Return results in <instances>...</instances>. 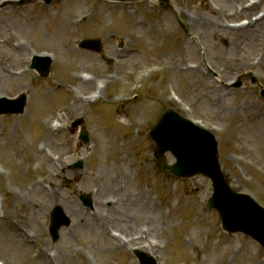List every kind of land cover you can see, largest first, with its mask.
<instances>
[{"label": "rangeland", "instance_id": "374dc122", "mask_svg": "<svg viewBox=\"0 0 264 264\" xmlns=\"http://www.w3.org/2000/svg\"><path fill=\"white\" fill-rule=\"evenodd\" d=\"M84 37L101 38V52L78 48ZM43 52L52 58L44 77L28 67L31 55ZM189 66L196 71L185 72ZM83 71L105 82L99 98L84 104L76 99L93 88L73 76ZM245 72L254 75L228 86ZM260 89L264 0L4 6L0 96L23 93L25 106L0 114V262L138 264L137 248L157 256L158 264H264V250L253 239L226 233L216 211L205 207L209 180L163 175L148 136L168 107L199 122L216 135L234 189L264 206ZM41 114L49 115L47 122ZM53 118L57 129L43 143L52 157L47 162L35 146ZM81 127L88 143L78 139ZM76 160L82 165L71 167ZM88 192L92 210L78 200ZM54 205L70 224L52 241L47 229Z\"/></svg>", "mask_w": 264, "mask_h": 264}, {"label": "water", "instance_id": "95a60500", "mask_svg": "<svg viewBox=\"0 0 264 264\" xmlns=\"http://www.w3.org/2000/svg\"><path fill=\"white\" fill-rule=\"evenodd\" d=\"M49 2L50 0H45ZM80 46L100 51L99 39L88 38ZM49 57L34 56L32 67L42 75L49 70ZM240 81L234 83L239 86ZM264 96V91H261ZM24 104V95L16 100L0 102V112H20ZM154 142V158L161 164L162 172L178 177L204 175L211 180L212 194L207 200V207L214 208L221 220L223 229L229 233L242 231L250 235L264 248V208L249 195L234 191L225 179L217 155V141L214 135L192 121L182 117L172 109H166L156 125L149 131ZM80 138L86 140L82 132ZM169 151L175 161L168 163L165 153ZM50 231L54 238L61 225H67L69 219L60 206H55L52 213ZM140 264H156L155 259L142 252H137Z\"/></svg>", "mask_w": 264, "mask_h": 264}, {"label": "bare ground", "instance_id": "6f19581e", "mask_svg": "<svg viewBox=\"0 0 264 264\" xmlns=\"http://www.w3.org/2000/svg\"><path fill=\"white\" fill-rule=\"evenodd\" d=\"M246 10H248V9H246ZM189 67H191L192 69H190V70H187V69H189V68H184V69H186V71L185 72H188V71H193V72H195L196 70H194L193 68L194 67H196V66H189ZM74 77L77 79V78H80L81 79V82L78 84L79 86H82V84H87V85H90V86H92V91H93V93H92V95H90V96H88V97H84L82 94H79V96H78V98L76 99L77 101H81V102H83L82 104H84V103H86L87 101H91V100H96V99H98L99 98V94L101 95V92H102V89H104V84H105V82H103V84H100V83H98V79H95L94 78V76L93 75H81V76H78V75H74ZM169 80H172L171 78H169V79H167V81H166V85L167 86H169V87H171V83H168V81ZM173 81V80H172ZM74 89V88H73ZM75 90V89H74ZM70 104H71V102H70ZM69 107H70V105H69ZM46 115L47 116H49L48 114H41V116L40 117H44V119H43V121L44 122H47V118H46ZM39 117V118H40ZM57 128H55L54 126H53V121L52 122H50L49 121V124L47 125V128H45V130H46V133H45V136H41L40 138H38L37 140H36V142H41V145L40 146H35V150H36V152H37V154H39L40 155V157L44 160V161H47V162H51L52 161V157H51V155H50V153L49 152H47L46 150H45V148H44V146H43V143L45 142V140H47V137L50 135V132L51 131H55ZM8 134V133H7ZM6 134V135H7ZM46 154V156H43V154Z\"/></svg>", "mask_w": 264, "mask_h": 264}]
</instances>
